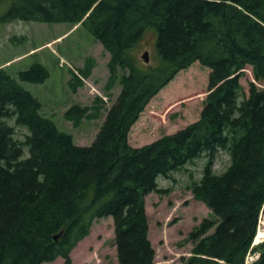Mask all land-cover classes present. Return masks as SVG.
Instances as JSON below:
<instances>
[{"label": "trees", "instance_id": "trees-1", "mask_svg": "<svg viewBox=\"0 0 264 264\" xmlns=\"http://www.w3.org/2000/svg\"><path fill=\"white\" fill-rule=\"evenodd\" d=\"M14 19L80 23L109 53L106 89L121 88L93 141L78 145L20 84L42 83L47 68L35 61L13 75L0 66V264L57 256L69 264L71 249L103 216L112 219L118 264H152L145 196L158 190V176L198 157L202 173L189 189L216 219L188 232L183 264H245L248 253L258 256L247 264H264V241L252 245L264 210V0H10L0 22ZM147 31L155 63L134 54ZM194 61L209 69L198 119L130 145L128 131L148 101ZM246 65L253 80L245 94L239 79ZM92 67L87 58L70 70L72 91ZM104 106L96 96L63 116L78 127ZM12 117L27 129L23 141L6 121ZM220 148L227 163L217 172Z\"/></svg>", "mask_w": 264, "mask_h": 264}, {"label": "rangeland", "instance_id": "rangeland-1", "mask_svg": "<svg viewBox=\"0 0 264 264\" xmlns=\"http://www.w3.org/2000/svg\"><path fill=\"white\" fill-rule=\"evenodd\" d=\"M9 2L0 0V15ZM134 50L140 60L147 50L148 63H155L153 34L147 31ZM87 58L93 62L89 76L72 91L68 85L72 75L70 70L76 72ZM108 58V51L80 23L21 19L0 22V66H6L13 75L35 61L47 68L48 77L42 83L20 81V84L40 102V111L51 117L61 130L69 132L78 145H89L93 141L107 109L121 88L119 84L110 89L105 87L109 76ZM207 74L208 68L198 61L178 71L140 112L128 131L129 144L141 146L198 119L207 93ZM250 80H253L251 68L246 65L239 79L245 94ZM96 96L101 97L105 104L99 117L84 119L74 127L63 116L69 106L76 103L91 105ZM6 121L13 127L14 138L23 141L27 129L15 124L14 117ZM226 156L225 149L215 152V171L225 168ZM204 160L203 157L195 158L168 177L158 176V190L145 196L148 238L154 250L152 264H183L192 248L191 242L185 240L188 232L202 219H216L204 203L194 199L189 189L190 183L200 178ZM259 227L264 231V210L258 216L256 231ZM113 238L111 217L94 218L89 233L71 249L69 264H118ZM255 256L254 253L247 254L245 262H250ZM40 264H63V258L57 256Z\"/></svg>", "mask_w": 264, "mask_h": 264}, {"label": "bare ground", "instance_id": "bare-ground-1", "mask_svg": "<svg viewBox=\"0 0 264 264\" xmlns=\"http://www.w3.org/2000/svg\"><path fill=\"white\" fill-rule=\"evenodd\" d=\"M55 235V234H54ZM53 235V236H54ZM54 238V237H53ZM261 239H264V231L263 229H261L260 227L257 229L256 231V234H255V237H254V243H257L259 242V240ZM57 240V239H56ZM258 255L256 254L255 258L257 257ZM254 259V258H253ZM252 259V260H253ZM247 264V263H246Z\"/></svg>", "mask_w": 264, "mask_h": 264}, {"label": "water", "instance_id": "water-1", "mask_svg": "<svg viewBox=\"0 0 264 264\" xmlns=\"http://www.w3.org/2000/svg\"><path fill=\"white\" fill-rule=\"evenodd\" d=\"M147 52H148L147 50H144V52L141 55L144 62H148V54H147ZM53 237H54V239H57L58 234H55Z\"/></svg>", "mask_w": 264, "mask_h": 264}, {"label": "clouds", "instance_id": "clouds-1", "mask_svg": "<svg viewBox=\"0 0 264 264\" xmlns=\"http://www.w3.org/2000/svg\"><path fill=\"white\" fill-rule=\"evenodd\" d=\"M225 159H227V156L225 157Z\"/></svg>", "mask_w": 264, "mask_h": 264}]
</instances>
